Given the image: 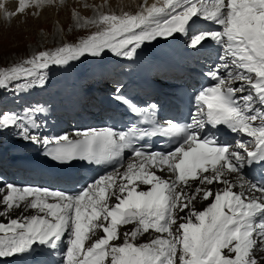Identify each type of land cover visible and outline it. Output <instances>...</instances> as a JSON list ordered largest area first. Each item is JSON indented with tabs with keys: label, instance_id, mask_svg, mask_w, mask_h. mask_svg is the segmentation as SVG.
<instances>
[{
	"label": "snow or ice",
	"instance_id": "1",
	"mask_svg": "<svg viewBox=\"0 0 264 264\" xmlns=\"http://www.w3.org/2000/svg\"><path fill=\"white\" fill-rule=\"evenodd\" d=\"M25 7L26 0H19L17 11L23 12ZM169 9L172 14L168 19L155 20ZM4 12L8 17L13 15L6 8ZM196 14L217 20L223 30L198 35L193 45L209 35L222 41L226 62L219 67L229 69L224 78L215 73L218 83L199 95L198 114L203 111L213 123H228L248 134L254 145L249 149L241 143L239 148L247 157H264V111L249 114L253 96L237 98L235 94L243 91V86L232 87L234 81H243L264 101V0H213L210 7L203 0H165L163 6L153 3L136 15H101L99 22L108 25L104 31L78 45H65L54 53L42 51L19 65L0 69V86L36 74L41 75L39 82L43 84V72L50 64L67 63L86 52L99 54L110 48L131 57L145 40L183 32ZM16 120V115L9 113L0 118V124L11 126ZM164 131L179 134L185 128L169 122ZM74 135L78 139L69 134L54 138L57 159L80 155L100 160L120 156L131 147L128 133L108 127L76 130ZM52 142L45 138L46 144ZM213 145V141L201 140L193 133L184 145L169 153L135 150L123 173L118 167L78 195L12 184L0 188V193L8 190L0 200L4 205L0 217L21 207L36 211L0 223V257L22 252L37 240L58 241L70 227L66 264H104L106 258H110V264H264V222L259 226L252 223V218L264 211V187L249 185L239 175L244 155ZM152 164L158 171L166 170L167 178L149 171ZM117 175L122 177L119 184L114 179ZM196 180L201 186L190 195L188 190ZM214 182L223 184L215 194L204 187ZM140 185L149 190H138ZM113 186L116 191H110ZM234 188L239 191L234 192ZM106 193L117 202L109 206ZM197 195L205 201L211 197L214 202L197 211L193 204ZM133 223L130 232L118 231L119 226ZM97 230L104 235L85 248V241L95 237ZM150 230L159 235L143 244L131 242ZM121 236V244L110 243Z\"/></svg>",
	"mask_w": 264,
	"mask_h": 264
},
{
	"label": "rangeland",
	"instance_id": "2",
	"mask_svg": "<svg viewBox=\"0 0 264 264\" xmlns=\"http://www.w3.org/2000/svg\"><path fill=\"white\" fill-rule=\"evenodd\" d=\"M16 1L8 0L5 3L7 5L4 1L1 3L4 5V8H0V66L2 67H8L26 55L32 57V54L38 50L56 52L58 44L79 38L80 34L96 24L99 18L96 16L99 13L120 14L123 10H128L127 12L130 11L132 15L140 0H35V3L29 5L26 3L23 12L17 11L19 2ZM149 3V0H141L137 9L145 11L151 6ZM5 8L13 13L11 17L5 15ZM79 20L87 23L75 26ZM10 84H13V81Z\"/></svg>",
	"mask_w": 264,
	"mask_h": 264
},
{
	"label": "bare ground",
	"instance_id": "3",
	"mask_svg": "<svg viewBox=\"0 0 264 264\" xmlns=\"http://www.w3.org/2000/svg\"><path fill=\"white\" fill-rule=\"evenodd\" d=\"M2 2H3V0L0 1V4ZM16 2H19V1H16ZM32 2L35 3L36 1L35 0L34 1L33 0H26V3H28V5H29V3H32ZM149 2H150L149 5H152L154 0H149ZM17 4H19V3H17ZM5 5H7V4H5ZM85 23H87V22H85L84 20L83 21L79 20L75 24V26H78L80 24L84 25ZM133 67L134 68L131 69L129 71V73L127 74V79H128L127 83H128V85L130 87H132V88H137V89L140 88L139 86H142V87L146 86L147 85V72H144V76L140 77L141 74L139 75L138 71L142 68L141 65L140 64L136 65V63H135ZM142 72H143V69H142ZM79 91H80V89H79ZM82 120L86 123V116H84L82 118ZM126 167H127V165L122 167V168H120L119 172L123 173L126 170ZM146 167H148V165H146ZM149 171L154 172L157 176H162V177H165V178H167V176L169 175L166 172V170L160 172L158 170L152 169V167L149 168ZM44 174H45V171H44L43 168L35 167V168H33L32 171H30V168H29L28 164H26L24 162H21L18 159H14L13 163H12V166L4 174H0V188H4L8 184H12V185L17 186V187H27V186H29L28 183H29V180L32 178V176L33 177H38L39 175H44ZM114 179H115V183L119 184L121 182L122 177L117 175ZM229 179L230 180L234 179V176H230ZM50 181H51V185H53V189H57L59 187V182H58V180L56 178H52L50 176ZM137 183H139V182H137ZM198 186H201L198 181L193 182L192 186H191V189L188 190L189 194L191 195L193 193V190L196 187H198ZM204 187L212 188V193L215 194L216 190L218 188H222L223 185L222 184L213 183L212 185H205ZM141 189L142 190H149L148 186H144V185H140L138 190H141ZM113 190L114 191L117 190L115 188V186H113ZM7 191L8 190L5 189L4 193H0V200H2L3 195L7 194ZM29 199H31V197ZM209 201L210 202H214V199H212L210 197ZM209 201H205V200L202 199L201 195H197L196 199L193 201V204L195 205V210H197V211L204 210V208L207 206ZM49 202H51V201L49 200ZM3 207H4V205L0 204V210H3ZM185 211H187V210H185ZM34 214H36L35 210L28 209V210L25 211V209L23 207H21L20 209H14L10 213L9 216L0 217V223H10V218H18L21 215L28 216V215H34ZM180 215H184V213H180ZM133 228H131V225H126V226L121 227L119 232L123 233L124 231H129V230H132ZM152 236H153V233L149 231V233H145L143 235H139L138 237L139 238L140 237L150 238ZM40 246H41V242L39 240H37L29 248H27L23 252L31 255V254H33V251L35 250V247H40ZM254 252H255V250H254ZM63 258L62 259H51L49 264H66L67 256L64 259ZM0 264H30V262L19 261V260H17L14 257H7L4 260H0ZM32 264H43V263L35 262V263H32Z\"/></svg>",
	"mask_w": 264,
	"mask_h": 264
}]
</instances>
